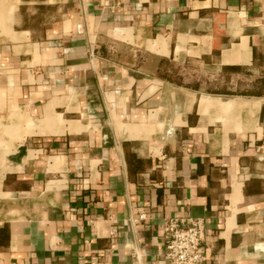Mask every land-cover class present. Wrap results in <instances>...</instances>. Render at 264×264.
Wrapping results in <instances>:
<instances>
[{
    "label": "crops",
    "instance_id": "1",
    "mask_svg": "<svg viewBox=\"0 0 264 264\" xmlns=\"http://www.w3.org/2000/svg\"><path fill=\"white\" fill-rule=\"evenodd\" d=\"M169 219L264 264V0H0V264H168Z\"/></svg>",
    "mask_w": 264,
    "mask_h": 264
},
{
    "label": "built area",
    "instance_id": "2",
    "mask_svg": "<svg viewBox=\"0 0 264 264\" xmlns=\"http://www.w3.org/2000/svg\"><path fill=\"white\" fill-rule=\"evenodd\" d=\"M142 215L138 221L145 220ZM166 238V251L168 264H206L208 261V250L204 242L206 239L204 232V222L196 220L189 225L179 219H169L164 226ZM139 260L143 258V252L136 251Z\"/></svg>",
    "mask_w": 264,
    "mask_h": 264
},
{
    "label": "trees",
    "instance_id": "3",
    "mask_svg": "<svg viewBox=\"0 0 264 264\" xmlns=\"http://www.w3.org/2000/svg\"><path fill=\"white\" fill-rule=\"evenodd\" d=\"M212 93H215V94H221V95H228V94H230V95H233V94H235V93H231L230 91L229 92H226V91H218V92H216V91H214V92H212ZM246 95H249V96H256V97H261L262 96V94L261 93H255V94H253V93H251V94H246ZM245 95V93H244V95L243 96H246Z\"/></svg>",
    "mask_w": 264,
    "mask_h": 264
}]
</instances>
